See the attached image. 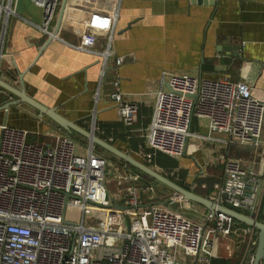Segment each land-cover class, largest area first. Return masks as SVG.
Segmentation results:
<instances>
[{"label": "built area", "instance_id": "obj_1", "mask_svg": "<svg viewBox=\"0 0 264 264\" xmlns=\"http://www.w3.org/2000/svg\"><path fill=\"white\" fill-rule=\"evenodd\" d=\"M33 1L43 8L40 28L50 38L57 37L52 24L60 0ZM16 3L0 0V44ZM87 29L83 43L97 39ZM77 47L86 49L82 44ZM123 61L124 57L117 58L107 96L116 104L121 121L131 126L140 106L121 89L118 66ZM5 93L1 88L0 94ZM0 108L9 110L1 101ZM195 117L204 119L211 133L228 135L230 143L258 145L264 135V92L257 95L248 81L226 76L209 79L173 73L167 87L156 92L145 131L147 145L183 157L195 135ZM53 134V143H33L28 130L0 123V264H211L219 238L232 235L240 240L224 247L231 255L241 247L239 264L254 263L255 227L218 211L205 212L203 221L194 220L171 208L154 185L137 183L140 175L128 174L126 167V172H118L111 191L106 185L112 165L108 158L94 147L83 154L76 139ZM224 173L217 203L260 219L262 177L230 156L224 157ZM173 199L184 201L176 195ZM68 207L80 210L81 219L70 218Z\"/></svg>", "mask_w": 264, "mask_h": 264}, {"label": "crops", "instance_id": "obj_2", "mask_svg": "<svg viewBox=\"0 0 264 264\" xmlns=\"http://www.w3.org/2000/svg\"><path fill=\"white\" fill-rule=\"evenodd\" d=\"M61 2L52 24L54 32ZM42 21V7L33 0H17L0 44V77L18 89L25 88L30 96L57 108L81 126L94 127L99 135L104 132L101 126L121 122L116 104L107 95L113 86L117 58L124 57L118 66L120 86L140 106L135 123L126 125L124 132H128V139L144 137L145 145L135 151L129 143L117 139L118 148L144 159L150 157L144 149L150 148L145 131L151 122L156 92L167 87L171 74L190 73L209 79L226 76L232 81H248L257 95L264 92V0H218L215 4L190 0H68L57 37L51 40L40 28ZM86 26L95 34V41L82 42ZM80 44L86 49L78 48ZM4 90L7 93L0 94V101L6 105L16 96ZM8 109L4 112L0 108V123L7 121L12 127L28 130L30 142L53 143V133L69 135L27 103ZM192 132L195 135L188 140L185 155L178 159L179 168L170 171L178 180L180 170H187L188 189L197 190L202 178L201 186L208 188L207 180H211L206 197L217 202L226 156L240 159L264 180V135L258 145L230 143L228 135L211 133L206 121L197 117ZM83 139L86 153L79 149L87 154L91 146ZM109 140L115 139L109 136ZM111 161L108 169H114L116 179L124 167L128 174L136 173L120 159ZM139 180L141 176L136 182ZM184 202L188 208L193 206L194 212H202L198 218L186 215L203 221L202 215L209 210ZM223 239L219 238L217 253L224 249Z\"/></svg>", "mask_w": 264, "mask_h": 264}, {"label": "water", "instance_id": "obj_3", "mask_svg": "<svg viewBox=\"0 0 264 264\" xmlns=\"http://www.w3.org/2000/svg\"><path fill=\"white\" fill-rule=\"evenodd\" d=\"M67 1L68 0H62L61 2L58 19H57V28L55 30L56 34L58 33L59 28L62 24ZM216 1L218 0H190L191 3H195V4H203V3L215 4ZM51 39L52 38H50V40ZM9 73L10 71H7V74ZM0 87L6 89L14 96H16V99L8 102L5 105L6 107H10L11 105H16L19 103H27L30 106L37 109L39 111L40 116H48L53 121H55L60 127L66 130L68 133L70 134L76 133L87 139L90 143L91 148L94 147L95 145L101 147L112 156L122 160L123 162L137 169L138 171L150 176L159 184L164 185L169 189L173 190L177 197L181 198L184 201H187V203L193 202L199 204L207 208L209 211H218L227 214L244 224L255 227L258 230V242L255 253V260L253 264H264V220L262 221L260 219L253 218L250 215L245 214L237 209L217 203L216 201H213L212 199L206 196H202L196 193L194 190L185 188L184 186L178 184L176 181L172 180L170 177L165 175L163 172L159 171L157 168L142 162L141 160L132 156L128 152L118 148L110 141L99 136L95 132L94 127L87 129L81 126L80 124H78L75 120L69 119L66 116L62 115L57 110V108L48 107L47 105L41 103L33 96H30L26 92L25 88L22 87L21 89H18L12 86L9 82H7L5 79L1 77H0ZM116 207L120 209H124L123 206L117 204Z\"/></svg>", "mask_w": 264, "mask_h": 264}, {"label": "trees", "instance_id": "obj_4", "mask_svg": "<svg viewBox=\"0 0 264 264\" xmlns=\"http://www.w3.org/2000/svg\"><path fill=\"white\" fill-rule=\"evenodd\" d=\"M1 88V87H0ZM149 122V119L144 121L145 126H147V124ZM129 127V126H128ZM102 130L104 131L102 134H99L102 138L107 139L108 141L112 142L114 145H116L118 147V142L117 139H122L124 142L129 143V146L132 150H139V147L141 145H145V139L143 138H137V137H130V139H128V132L126 131V133L124 132L126 130V125L124 124L123 121L117 123V124H111V125H106V126H101ZM122 130V131H120ZM123 132V133H122ZM69 135L71 137H73L74 139H76V141H84L83 137L76 134V133H72ZM109 136L114 137V141L109 140ZM145 152L146 154L149 153L150 157L148 159H144L138 155H136L135 153L123 149L126 152H129L132 156L138 158L139 160H141L142 162L151 165L153 167H158L163 173H165L166 175H168L172 180L176 181L178 184L189 188V185H187L185 183V178L188 174L187 170L185 169H181L180 173H179V179L177 180L176 177H172L170 174V171L175 169V168H179L180 166V162L178 160V158L175 157H171L166 153L160 152V151H155L152 148H147L144 146ZM96 151L98 154H101L103 156H105L106 158L113 160V161H118V159L114 156H110L108 152H106L104 149H102L99 146H96ZM149 160V161H148ZM129 170L136 172L138 174H140L141 176V180H139V184H152L157 188V192L158 195L161 199L166 198L167 195H165L163 193V189H169L168 187L164 186V185H160L157 181H155L153 178H151L150 176L138 171L137 169L131 167L130 165H128ZM204 178L200 179L199 182V187L197 190H195L197 193L206 196L207 194H209V192L211 191L212 188V181L211 180H207L208 185L210 187L208 188H203L201 186V182ZM172 191V190H171ZM260 220H264V200H263V206H262V213L260 216ZM239 253L236 252V254L233 253V255L230 254V251L228 249H226V247H224L223 251L220 253H217L214 255V257H212L211 259V264H239L240 260H241V253H240V249Z\"/></svg>", "mask_w": 264, "mask_h": 264}, {"label": "rangeland", "instance_id": "obj_5", "mask_svg": "<svg viewBox=\"0 0 264 264\" xmlns=\"http://www.w3.org/2000/svg\"><path fill=\"white\" fill-rule=\"evenodd\" d=\"M78 144H79V147H80L81 151H83V153H86L87 144L86 143H81V141H79ZM109 161L113 164V162L110 159H109ZM257 161H258V159H257ZM113 170H114L113 168H109L108 172H107V176H106V185H107L108 189L111 190V191L114 190L115 183H116V178L114 177ZM163 193L165 195H167L166 198H163V200L167 201V204H169V206L171 208L173 207L175 209H179L180 211L183 210V212H185V214L187 213L188 215H190V216H192L194 218H198L199 217V213L202 214V212H200L199 209H195L198 212L197 211L194 212L193 211L194 208L192 209L193 206L188 208V206L186 205V203L184 201H179L177 199L174 200L173 198L175 196V193H174L173 190L171 191V190H168V189H163ZM169 200L170 201L172 200V202H170ZM200 209L203 210V208H200ZM68 215H69V217L71 216V217H73L76 220H80L81 217H82V212L80 210H78V209H72L71 207H68ZM99 216H102V214H100ZM234 239L240 240L238 237L232 235V237L229 238V240L223 239L222 242H224L225 245L226 244H228V245L233 244L234 245V241H233ZM237 249H240V253L242 255L243 250L241 249V247H238V248L236 247L234 254H236V252L239 253V250H237Z\"/></svg>", "mask_w": 264, "mask_h": 264}]
</instances>
